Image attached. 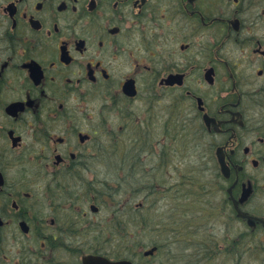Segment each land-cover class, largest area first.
I'll return each mask as SVG.
<instances>
[{"label":"flooded vegetation","instance_id":"af4514ba","mask_svg":"<svg viewBox=\"0 0 264 264\" xmlns=\"http://www.w3.org/2000/svg\"><path fill=\"white\" fill-rule=\"evenodd\" d=\"M237 224L264 234V0H0V264L235 253Z\"/></svg>","mask_w":264,"mask_h":264},{"label":"rangeland","instance_id":"374dc122","mask_svg":"<svg viewBox=\"0 0 264 264\" xmlns=\"http://www.w3.org/2000/svg\"><path fill=\"white\" fill-rule=\"evenodd\" d=\"M177 160H179L188 170V172L182 173H188L191 179H196L193 182L195 184L200 181L202 175L200 171V158L193 150H188V153L184 157L177 158ZM179 174V171L176 172L174 170L172 177H169L170 182L175 183ZM203 177L205 178V175H203ZM245 229L246 228L241 224H237L236 226L235 253H215L214 255L200 256L198 254H189L187 251L181 250L180 246H178L179 249H171L169 245L164 247L163 250L152 259V261L161 264H264V234H250L248 231H245ZM223 234L224 233H222V235ZM164 238L165 236L163 235L147 230L141 235L142 252L145 248L148 249L155 243L161 244L164 242ZM219 239L222 243L221 236ZM239 248H248V251L249 249L253 251H249L247 254H240L239 252H242L243 250H240ZM141 255H143V253H141Z\"/></svg>","mask_w":264,"mask_h":264},{"label":"water","instance_id":"95a60500","mask_svg":"<svg viewBox=\"0 0 264 264\" xmlns=\"http://www.w3.org/2000/svg\"><path fill=\"white\" fill-rule=\"evenodd\" d=\"M254 222H255V219L252 218V217H249V224H250V226H254ZM107 264H132V263L129 262V261H125V262H121V263L108 262Z\"/></svg>","mask_w":264,"mask_h":264},{"label":"bare ground","instance_id":"6f19581e","mask_svg":"<svg viewBox=\"0 0 264 264\" xmlns=\"http://www.w3.org/2000/svg\"><path fill=\"white\" fill-rule=\"evenodd\" d=\"M112 168V171H115V167H111Z\"/></svg>","mask_w":264,"mask_h":264}]
</instances>
